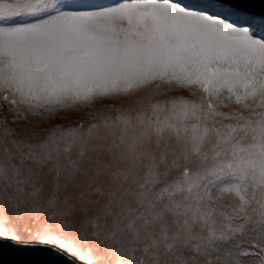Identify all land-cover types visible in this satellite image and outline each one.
<instances>
[{"label": "snow or ice", "instance_id": "6c2138e0", "mask_svg": "<svg viewBox=\"0 0 264 264\" xmlns=\"http://www.w3.org/2000/svg\"><path fill=\"white\" fill-rule=\"evenodd\" d=\"M4 243L73 264H264V9L0 0Z\"/></svg>", "mask_w": 264, "mask_h": 264}, {"label": "water", "instance_id": "95a60500", "mask_svg": "<svg viewBox=\"0 0 264 264\" xmlns=\"http://www.w3.org/2000/svg\"><path fill=\"white\" fill-rule=\"evenodd\" d=\"M256 10L264 9V0H252ZM0 264H73V258L45 246L21 248L0 244Z\"/></svg>", "mask_w": 264, "mask_h": 264}, {"label": "rangeland", "instance_id": "374dc122", "mask_svg": "<svg viewBox=\"0 0 264 264\" xmlns=\"http://www.w3.org/2000/svg\"><path fill=\"white\" fill-rule=\"evenodd\" d=\"M114 0H89L90 3L92 4H96V5H107V4H111ZM186 2L192 1V0H185ZM194 5V4H193ZM122 103H127L126 101L122 102ZM78 115L74 112H66L61 114L60 116L56 117L52 123H58V124H62V125H71L74 124L75 121L78 119ZM33 123H37L38 122H33ZM46 125L44 124H39V125H33L32 123L27 125V127H29L32 130L35 131H40L43 127H45Z\"/></svg>", "mask_w": 264, "mask_h": 264}, {"label": "trees", "instance_id": "16d2710c", "mask_svg": "<svg viewBox=\"0 0 264 264\" xmlns=\"http://www.w3.org/2000/svg\"><path fill=\"white\" fill-rule=\"evenodd\" d=\"M182 2H184L186 4H189V5H193V4H195L197 2V0H192V1H189V2H186L185 0H182Z\"/></svg>", "mask_w": 264, "mask_h": 264}, {"label": "bare ground", "instance_id": "6f19581e", "mask_svg": "<svg viewBox=\"0 0 264 264\" xmlns=\"http://www.w3.org/2000/svg\"><path fill=\"white\" fill-rule=\"evenodd\" d=\"M38 123H39V122H38ZM32 124H33V125H39L40 123H39V124H37V123H32Z\"/></svg>", "mask_w": 264, "mask_h": 264}]
</instances>
